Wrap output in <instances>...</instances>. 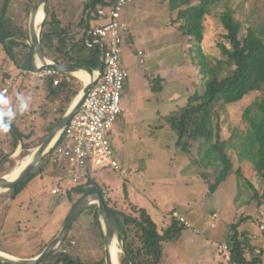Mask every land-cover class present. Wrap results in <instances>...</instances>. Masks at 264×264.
I'll return each instance as SVG.
<instances>
[{"label":"rangeland","instance_id":"rangeland-1","mask_svg":"<svg viewBox=\"0 0 264 264\" xmlns=\"http://www.w3.org/2000/svg\"><path fill=\"white\" fill-rule=\"evenodd\" d=\"M16 1L20 0H13ZM84 1L87 0H64L70 9L77 13ZM168 6L166 0H137L125 10L124 20L130 28L126 30L127 32L124 31L123 43V60L130 72L125 95V104L128 106L125 109L128 110L126 124L115 128L110 140L116 160L122 163L124 169H131L129 170L131 172L129 178L124 179L123 172L107 169L105 172H98L96 179L103 186L111 206L127 210L131 202L147 208L160 233L168 227L173 216V210L169 216H163L165 207L169 209L182 202L189 213L217 210L220 217L214 221L218 225L217 231L223 230L224 238L233 234L231 225L240 222L244 216L246 219L240 223L238 231L248 232L250 236H259V239L253 242L264 246V235L259 229L260 212L263 208L259 209L252 202V191L246 181L250 180L260 192H263L264 178L258 175L252 164L238 162V150H231L236 165L243 168L246 179L231 175L215 193L211 194L209 187L215 180L214 168L206 170L195 163L196 149L191 155L181 151L177 147L176 132L164 120L173 111L184 106L191 95L201 93L205 86V78L193 62V53L190 54L194 44L181 34L176 24L171 23L175 15H171ZM228 8L234 11L245 32L248 28L257 29L264 23V0H228L217 7H212L204 21V40L201 47L204 54L214 60L223 58L218 44L225 41L223 36L226 30L219 16ZM22 10V7L13 5L9 9V16L15 18L16 23H20ZM129 37H132L135 43L133 47ZM134 49L150 53L152 61L140 65ZM4 54L0 45V81L2 72L9 66ZM157 66L160 67V72L148 79L147 73ZM153 71L155 73V70ZM158 76L164 80L162 90H157L159 85L154 82L151 85L152 80ZM40 80L28 81L24 89L19 87L14 89L17 88L16 85L9 90L8 95H5L12 102H15L17 92L31 97L29 110L18 113L13 122L24 132L30 133L34 130L39 136L47 129L46 118L44 119L40 113L42 108L40 105L43 103L41 94H44L36 83ZM155 84L156 87H153ZM2 89L3 84L0 95ZM263 97L264 88L241 102L225 107L221 118L224 139L235 135L233 143L238 147L239 138L249 129L244 113L248 107ZM36 149L30 154L33 155ZM4 152L7 154L10 150L7 148ZM21 152L20 145L11 155L17 164L22 161L19 158ZM42 162L39 165L43 166ZM39 165L33 171L36 175L41 168ZM206 172L209 177H206ZM53 179L50 175L35 176L15 199L11 191L0 194V217L4 216L3 224H0L1 246L18 256H25L33 254L39 242L49 241L59 234L64 225L63 220L69 202L66 196L51 193ZM53 185L59 184L55 182ZM186 220L188 221L187 217ZM191 226L194 228L192 224ZM203 230L204 237L200 236L202 233L198 234L193 230L184 231V237L193 238V244H187L189 247L181 244V239L165 245L167 264H223V258L217 253L216 246L223 238L209 239L208 233L213 234L209 231L210 227L207 226ZM74 233L80 239L72 241L75 244L71 242L70 250L87 257L96 258L100 255L105 259L103 228L102 237L98 230L91 228L90 217L86 213L80 216Z\"/></svg>","mask_w":264,"mask_h":264},{"label":"trees","instance_id":"trees-1","mask_svg":"<svg viewBox=\"0 0 264 264\" xmlns=\"http://www.w3.org/2000/svg\"><path fill=\"white\" fill-rule=\"evenodd\" d=\"M166 1H168L171 15H175L171 23L176 24L181 34L193 42L194 48L191 49L190 54L193 53V62L205 78L204 90L191 95L184 106L179 107L165 118L170 128L177 134V147L188 155L196 149L195 163L206 170L214 168L215 180L209 187L211 194L215 193L231 175L246 179L243 168L236 165L231 150H238V162L245 161L252 164L258 175L264 178V97L246 109L244 118L249 123V129L239 138L238 147L233 143L235 135L227 139L223 138L221 123L227 105L241 102L264 88V23L257 29L248 28L245 32L232 9L228 8L223 11L219 18L226 30L223 36L225 41L218 44L223 58L214 60L205 55L201 47L204 40V21L212 7H217L228 0ZM54 2L56 1L48 0L46 4V20L42 24L40 34L45 57L54 63H63L83 70L93 69L103 73L105 70L102 58L104 50L100 45L89 47V42L92 41L89 31L96 25V14L99 9L111 8L115 0L84 1L80 6L83 11L79 20L75 10L63 9L62 2L58 4L56 2L55 5ZM34 3L35 0H20L16 3L13 0H0V45L6 56L5 61L11 63L14 73L35 69V57L29 45V18ZM14 4L23 8L20 23H16L15 18L9 16V9ZM7 75L9 73H3L2 77ZM55 80H58V85H54ZM163 81V78H156L152 80L151 85L156 83L159 85L157 90H162ZM27 82L22 81L17 87L24 89ZM36 83L46 96L45 105L41 111L46 112L47 117L50 113V118L46 119L47 129L43 135L39 136L34 130L30 133L24 132L13 122L11 130L6 134H1L0 176L11 173L18 165L17 161L11 158L18 146H22L19 158L23 160L48 138L83 89L82 81L61 72ZM156 84L153 87H156ZM1 87L2 81H0ZM62 141L63 135L58 144ZM7 148L10 153L5 154L4 150ZM50 155L47 154L43 159V166L39 165L41 168L37 175L44 174L46 166L49 167L48 170L50 169L47 171L55 176L59 173L60 169L57 166L50 165ZM206 173V177H209L208 172ZM37 175L32 173L27 181L12 190V197L17 198L27 187L28 182ZM97 175L98 173H93L87 183L66 189V197L72 203V207L64 223L84 197L95 191H100L104 195V188L98 183ZM246 181L252 191L251 200L259 209L263 208L260 213L262 214L264 190L260 192L250 180L246 179ZM105 199L118 222L131 263L167 264L168 255L165 253V245L178 242L182 233L187 230L186 226L172 216L171 223L163 233H160L157 223L146 208L130 203L127 210L117 209L110 205L109 199ZM174 212L178 211L173 210L172 215ZM83 213L90 217L91 228L98 230L103 237L101 222L98 218V206L91 205ZM245 219L243 216L240 222L231 225L233 234L227 242L231 251L229 263L262 264L264 246L254 244V239L248 232L238 231L240 223ZM3 221L4 216L0 217L1 225ZM79 221L80 217L71 228L66 242L40 264H105L103 256L87 257L69 249L72 241L80 239L74 233ZM55 237L53 236L48 242H39L33 254L20 257L38 256ZM66 249L67 252H65ZM257 249L260 250L259 254H256ZM0 251L16 255L1 245ZM120 259V264H126L122 254H120ZM0 264L9 263L0 261Z\"/></svg>","mask_w":264,"mask_h":264},{"label":"built area","instance_id":"built-area-1","mask_svg":"<svg viewBox=\"0 0 264 264\" xmlns=\"http://www.w3.org/2000/svg\"><path fill=\"white\" fill-rule=\"evenodd\" d=\"M133 2L134 0H115L111 8L99 9L97 12L96 25L89 31L92 40L89 47L100 45L103 48L105 70L103 73L98 71L96 84L63 132V141L58 144V140L48 153L51 154L50 165L57 166L65 174V179L75 186L87 183L93 173L107 169L120 171L110 134L125 112L122 99L130 73L123 60V31L127 27L122 24L121 17L124 9ZM147 57L144 51H138L139 64H145ZM58 73L56 70H41L37 67L32 71L10 72L1 79L3 84L1 93L7 95L11 88L22 81L44 80ZM58 83V80L54 81V85ZM59 191L60 189L56 188L53 193L58 194ZM173 217L187 229L199 233L178 212H174ZM259 229L264 233V211L259 221ZM218 247V254L225 262H230V245L224 243ZM259 253L260 250L257 249L256 254Z\"/></svg>","mask_w":264,"mask_h":264},{"label":"water","instance_id":"water-1","mask_svg":"<svg viewBox=\"0 0 264 264\" xmlns=\"http://www.w3.org/2000/svg\"><path fill=\"white\" fill-rule=\"evenodd\" d=\"M48 0H35L34 6L31 10L29 19V32L30 41L29 45L35 57V67L39 69H52L59 71L63 74L77 77V73L80 71H85L90 75V80L88 83H83V89L80 91L78 96L73 101L72 105L61 119V121L54 128L52 133L48 138L35 150L32 155V160L28 165L18 174V176L12 180L8 179L6 176H0V194L9 192L17 188L19 185L27 181L31 176L35 168L43 161L46 155L49 153L53 145L60 139L69 122L78 113L82 103L84 102L86 96L90 93L91 89L96 84L98 78V71L93 69L83 70L75 66L54 63L48 60L41 47L40 34L42 30V24L46 20L45 7ZM44 12L45 18L43 23L38 27V16L40 11ZM91 205L98 206V218L101 222L104 235V247H105V264H114L113 257L111 253V246L114 240H117L120 251L126 261V264H132L130 258L126 252V248L121 237L118 222L114 216L112 210L106 204V199L100 191H95L90 195L84 197L72 210L67 221L63 225L59 234L55 239L45 248V250L34 258H18L15 256L8 255L6 253H0V261L9 264H40L51 254L56 252L67 240L71 228L76 223L77 219L81 216L82 212Z\"/></svg>","mask_w":264,"mask_h":264},{"label":"crops","instance_id":"crops-1","mask_svg":"<svg viewBox=\"0 0 264 264\" xmlns=\"http://www.w3.org/2000/svg\"><path fill=\"white\" fill-rule=\"evenodd\" d=\"M135 1H137V0H134V2ZM143 1H147V0H143ZM16 2H18V1H16ZM16 2H14V3H16ZM56 2H57V4L58 3H60V2H62V6L64 5V7H63V9H66L67 10V8H69V4H67L66 2L64 3V0H56ZM133 2V3H134ZM132 3V4H133ZM15 5V4H14ZM16 6V5H15ZM18 6V5H17ZM81 6V5H80ZM79 6V7H80ZM130 5H128L125 9H124V11H123V13H122V17H121V22H122V24L124 25V26H126L127 27V29H125L124 31H126V30H129L130 28H129V26L127 25V23H126V21L124 20L125 18H124V13H125V10L126 9H128V7H129ZM82 11H83V9L80 7V11L78 12V20L80 19V17H81V14H82ZM30 19V18H29ZM134 19H135V17H134ZM137 20V19H136ZM123 31V40H124V32ZM127 32V31H126ZM130 38V43L132 44V47L134 46V41H133V39H132V37H129ZM123 48H124V44H123ZM138 51H144V50H137V49H134V52H135V54H136V56H137V62H138ZM122 52H123V49H122ZM145 53H146V55H148V57H147V59H146V63L145 64H147V63H149L150 61H152L151 59H150V57H151V54L150 53H147L146 51H144ZM4 57L6 58V56H5V54H4ZM139 63V62H138ZM9 63H7V65H8ZM145 64H143V65H145ZM141 65V64H140ZM160 67L159 66H157L156 68H154V69H152L151 71H149V73H147V78L148 79H151V78H153L154 77V74H156L157 72H160V69H159ZM13 70V68H12V65H11V63L9 64V66L8 67H5V71H3L2 73H10V72H13L12 71ZM153 70H155V73H154V71ZM14 73V72H13ZM130 73V72H129ZM158 78H160V76H158ZM80 80V79H79ZM81 81V80H80ZM129 81H130V76H129V79H128V81H127V83H126V88H125V91H124V93H123V99H122V102H123V106H124V109L125 108H127L128 106H127V104H125V99H126V93H127V89H128V86H129ZM14 89H18V87L16 88H14ZM8 94H9V92H8ZM7 94V95H8ZM42 95V101L41 102H43L41 105H40V107H44V105H45V100H46V96H45V92H44V94L42 93L41 94ZM51 107V106H50ZM49 107V108H50ZM47 110V109H46ZM54 110H56V109H54ZM126 110V109H125ZM128 110V109H127ZM127 110L123 113V115L118 119V121L116 122V124H115V126H114V128H113V130H112V132L114 131V129L115 128H118L120 125L122 126V125H125L126 124V112H127ZM35 112H37L38 110H34ZM41 114H42V116H43V118L45 119H47V118H50V116H46V112H43V111H41L40 112ZM166 118V117H165ZM46 119H45V121H46ZM165 120V119H164ZM166 121V120H165ZM167 122V121H166ZM168 124V123H167ZM111 132V133H112ZM111 135V134H110ZM118 160V159H117ZM118 162H119V164H120V172L122 173L123 172V174H122V177L124 178V179H127V178H129V175H130V172L131 171H129V170H131V169H128V170H126V169H124V167H123V165H122V163L118 160ZM48 166H46L45 167V169H46V172H44V174H41L40 176L42 177V176H44V175H50V176H52L54 179V181H53V183L51 184V188H52V191H51V193L53 194V195H63V196H66V189L67 188H70V187H72V186H75V185H73L72 183H70L69 181H67L66 179H65V174L63 173V172H61V171H59V173L55 176L52 172V175L48 172L49 170H48ZM48 170V171H47ZM106 170H104V171H102V172H105ZM102 172H99V173H102ZM49 173V174H48ZM98 173V174H99ZM125 174H127V176L126 177H124V175ZM195 176H197V175H195ZM55 182H57V184H60V185H58V186H54L53 184L55 183ZM59 182V183H58ZM56 188H59L60 189V191H59V193L58 194H54L53 193V190L54 189H56ZM110 193V192H109ZM106 198V197H105ZM67 200H68V198H67ZM68 202H69V206H68V211H66L67 212V214L65 215V218H64V220L67 218V216H68V214H69V212H70V209H71V207H72V203L68 200ZM131 203V202H130ZM133 204V203H132ZM135 205V204H134ZM170 206V205H169ZM167 207V206H166ZM166 207H165V211H163L162 213H163V216H165V217H167V216H169V214H170V212L172 211V210H178V211H180L181 213H183L184 215V217L186 218L187 217V219H188V221L194 226V228L196 229L197 228V230L199 231V233L198 234H200V233H202V235L200 234V236H202V237H204L203 236V232H204V230L203 229H205L207 226H209L210 227V229L211 230H209V231H212L213 232V234H211V233H208V235L210 236V237H212V238H210V237H208L209 239H212V240H215V239H219L218 237H222L223 238V240H221V242H219V243H216V246H217V253H218V246L219 245H221V244H224V243H227L228 242V240H229V237L230 236H227L226 238H224V236H225V234H224V232H223V230H220V231H217V228H218V225H216V222L214 221V220H216V219H218L219 217H220V214H219V212L217 211V210H211V211H208V212H204V213H202V212H199V211H197V213H194L195 211H190V213H189V211H188V209L187 208H185L184 207V205H182V202H178L177 203V205H175V207H172V208H169V209H166ZM145 208V207H144ZM147 209V208H146ZM191 209V208H190ZM148 210V209H147ZM192 210V209H191ZM262 211V210H261ZM149 212V211H148ZM261 213V212H260ZM261 216V215H260ZM64 220H63V224H65L64 223ZM80 222V221H79ZM190 224V225H191ZM63 226V225H62ZM62 229V228H61ZM60 229V230H61ZM187 231V230H186ZM184 233V232H183ZM183 233H182V236H181V244H186V246L187 247H189L187 244H193V238L192 237H190V238H188V237H184L183 236ZM263 233V232H262ZM196 235V234H195ZM263 235H264V233H263ZM252 237H256V239H254V241L255 240H258L259 239V236H257V235H253ZM50 241V240H49ZM46 242H48V241H46ZM5 253V252H4ZM8 254V253H7ZM11 255V254H10ZM184 255V254H183ZM11 256H15V257H18V258H21L20 256H16V255H11ZM264 256V255H263ZM26 259H28V258H26ZM212 264H214V263H212ZM223 264H230L229 262H225L224 260H223ZM263 264V263H262Z\"/></svg>","mask_w":264,"mask_h":264},{"label":"clouds","instance_id":"clouds-1","mask_svg":"<svg viewBox=\"0 0 264 264\" xmlns=\"http://www.w3.org/2000/svg\"><path fill=\"white\" fill-rule=\"evenodd\" d=\"M31 97L17 92L15 102L5 95H0V134H6L11 130L12 123L18 113L29 110Z\"/></svg>","mask_w":264,"mask_h":264},{"label":"bare ground","instance_id":"bare-ground-1","mask_svg":"<svg viewBox=\"0 0 264 264\" xmlns=\"http://www.w3.org/2000/svg\"><path fill=\"white\" fill-rule=\"evenodd\" d=\"M45 18L44 12L41 10L38 16V29L40 27V25L43 23ZM77 77L78 79H80L83 83H88L90 80V75L85 72V71H80L79 73H77ZM32 160V155L26 157L25 159H23L16 167L15 169L11 172L8 173L7 175H5L8 179L12 180L14 178H16L18 176V174L28 165V163ZM111 253H112V257H113V262L114 264H120V247L118 246L117 240L115 239L111 248ZM2 251H0L1 253ZM3 253V252H2ZM7 254V253H6ZM9 255V254H8Z\"/></svg>","mask_w":264,"mask_h":264}]
</instances>
